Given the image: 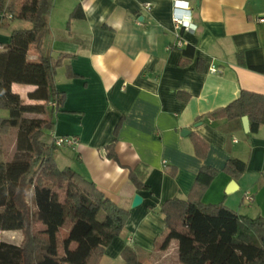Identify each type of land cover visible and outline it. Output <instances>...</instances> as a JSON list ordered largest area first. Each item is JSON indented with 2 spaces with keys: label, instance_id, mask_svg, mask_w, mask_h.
<instances>
[{
  "label": "crops",
  "instance_id": "0c3cea01",
  "mask_svg": "<svg viewBox=\"0 0 264 264\" xmlns=\"http://www.w3.org/2000/svg\"><path fill=\"white\" fill-rule=\"evenodd\" d=\"M175 1L51 0L50 56L71 58L53 75L56 92L65 98L45 139L76 138L74 149L54 152L59 169L84 171L107 200L130 214L100 264H125L121 252L126 247L142 264H181L175 241L159 249L167 233L160 209L169 200H186L202 167L218 171L202 204L264 218V126L246 134L241 122L204 117L241 91L264 96V74L254 70L264 66V0H179L186 6L176 10ZM5 2L7 10L11 1ZM76 7L83 17L69 21ZM173 16L190 29L176 30ZM29 28L27 22L0 18L1 48L8 46L12 30ZM186 46L193 47L195 57L181 68ZM27 60L36 63V52L29 51ZM211 67L217 73H210ZM68 72L76 78H68ZM34 90L11 85L26 104ZM7 116L0 109V118ZM193 135L208 145L205 159L196 157ZM110 145L116 160L108 158ZM230 159L246 164L238 180L222 172ZM137 166L147 172L146 190H137L129 180ZM231 182L236 187L229 192ZM97 219L103 221L104 214ZM1 232L18 233L15 244H21L20 231Z\"/></svg>",
  "mask_w": 264,
  "mask_h": 264
},
{
  "label": "trees",
  "instance_id": "16d2710c",
  "mask_svg": "<svg viewBox=\"0 0 264 264\" xmlns=\"http://www.w3.org/2000/svg\"><path fill=\"white\" fill-rule=\"evenodd\" d=\"M4 3L0 0V13ZM6 9L14 20L27 22L30 28L12 30L8 46L0 51V109L8 112L6 118H0V136L16 130L19 154L13 162H0V231L22 234L19 246L0 241V264H100L105 249L120 235L130 214L107 200L84 171L59 169L53 158L58 148L52 140L44 141L54 129V116L65 98L56 92L53 75L64 59L71 58L50 56L47 44L52 2L11 0ZM82 17L80 7H76L69 21ZM29 51L36 52V63L28 62ZM193 57V47L186 46L179 67L188 66ZM254 70L264 74V66ZM67 77L76 78L70 72ZM12 84L34 86L27 97L41 104H26L12 93ZM27 114L44 117L32 119ZM244 116L250 134L264 126L263 95L241 91L236 100L204 117L240 124ZM190 139L196 157L205 159L208 145L197 136ZM107 149L108 158L116 160L113 145ZM245 170L246 164L230 159L222 172L238 180ZM217 174L202 167L186 200L173 199L162 205L167 233L159 249L165 251L175 241L181 264H264L263 217L240 216L222 204L201 203L202 194ZM146 175L145 168L137 166L130 170L129 180L137 190H146ZM100 212L103 221L97 219ZM121 258L125 264H142L129 247L122 250Z\"/></svg>",
  "mask_w": 264,
  "mask_h": 264
},
{
  "label": "rangeland",
  "instance_id": "374dc122",
  "mask_svg": "<svg viewBox=\"0 0 264 264\" xmlns=\"http://www.w3.org/2000/svg\"><path fill=\"white\" fill-rule=\"evenodd\" d=\"M6 0H4L5 2ZM11 1V0H10ZM6 3V2H5ZM4 3V4H5ZM14 7V6H13ZM30 104H39V102H35V101H29ZM27 118H32V119H42L44 116L41 114H27L26 115ZM16 130H10L8 135L6 136H1L0 138V162H4V163H8V162H13L15 160H17L18 155L16 153ZM45 142H49L46 139L44 140ZM31 195L30 193L27 196V201L28 204L31 205ZM3 240V242H7V243H12V244H17L18 240L21 239V236L18 235V233H0V240ZM169 258V257H168Z\"/></svg>",
  "mask_w": 264,
  "mask_h": 264
},
{
  "label": "built area",
  "instance_id": "2783aa9c",
  "mask_svg": "<svg viewBox=\"0 0 264 264\" xmlns=\"http://www.w3.org/2000/svg\"><path fill=\"white\" fill-rule=\"evenodd\" d=\"M186 6L185 2L183 1H179V0H176L174 2V8L175 10L178 8L176 6ZM150 4L148 3H145L144 4V9L145 10H149L150 9ZM0 18L2 19H5L6 21L7 20H12L13 19V15L8 13L7 10H3L1 13H0ZM260 22H262L263 20H259ZM173 22L175 24V28L176 30H184V31H188L190 29V26L187 25V23L184 21V19L182 18H179L178 16H173ZM179 37V36H177ZM178 45L180 46V42L178 41ZM3 49L1 48L0 46V51H2ZM211 70L210 73H217V70L213 67L210 68ZM52 107H55V104H52ZM54 145L57 147V148H69V149H74L77 145H78V140L74 137H59V138H53L52 139Z\"/></svg>",
  "mask_w": 264,
  "mask_h": 264
},
{
  "label": "water",
  "instance_id": "95a60500",
  "mask_svg": "<svg viewBox=\"0 0 264 264\" xmlns=\"http://www.w3.org/2000/svg\"><path fill=\"white\" fill-rule=\"evenodd\" d=\"M241 124H242V128H243V132H245L246 134H248L249 131H250L249 130V121H248V118L245 117V116L242 117L241 118ZM186 134H188L187 131H183L182 132V135H186ZM235 187H236L235 183L234 182H231L228 191L229 192H232ZM137 202H138V199H135L134 204H137Z\"/></svg>",
  "mask_w": 264,
  "mask_h": 264
}]
</instances>
